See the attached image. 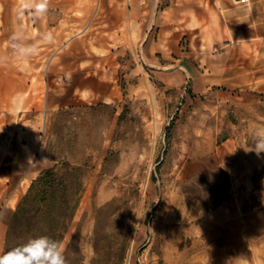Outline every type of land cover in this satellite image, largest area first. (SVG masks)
Returning a JSON list of instances; mask_svg holds the SVG:
<instances>
[{
    "label": "rangeland",
    "instance_id": "374dc122",
    "mask_svg": "<svg viewBox=\"0 0 264 264\" xmlns=\"http://www.w3.org/2000/svg\"><path fill=\"white\" fill-rule=\"evenodd\" d=\"M17 2L0 40V255L55 163L45 149L69 140L64 162L86 168L69 264H264V152L246 151L264 135V0H138L131 19L129 0H86L78 34Z\"/></svg>",
    "mask_w": 264,
    "mask_h": 264
},
{
    "label": "trees",
    "instance_id": "16d2710c",
    "mask_svg": "<svg viewBox=\"0 0 264 264\" xmlns=\"http://www.w3.org/2000/svg\"><path fill=\"white\" fill-rule=\"evenodd\" d=\"M70 110L73 107L58 111L56 116L61 121H66ZM69 142L68 140L57 147L49 146L45 149V154L55 163L39 172L11 212L1 255L39 236H48L61 243L68 233L86 176L84 164L64 162L75 158L73 145ZM72 243L74 238L64 251L66 257ZM72 253L73 260L79 262V247L74 248Z\"/></svg>",
    "mask_w": 264,
    "mask_h": 264
},
{
    "label": "crops",
    "instance_id": "0c3cea01",
    "mask_svg": "<svg viewBox=\"0 0 264 264\" xmlns=\"http://www.w3.org/2000/svg\"><path fill=\"white\" fill-rule=\"evenodd\" d=\"M113 4L114 10L118 11V3H123V0H114ZM46 2V6L49 8L46 10L52 17L46 18V27L48 28H58L59 23H63L61 30L64 32H70L73 30L75 33L85 32L86 27L84 26L85 14H86V0H42ZM138 0H129L126 4L125 14L128 19H131L135 13V6ZM112 4V3H111ZM0 6L3 7V14L1 15V25H0V40L11 39L15 37L16 27V14L14 12L15 7L18 6L17 0H0ZM121 10L123 6H121ZM140 7V5H137ZM144 9V5L141 6ZM54 18V19H50ZM73 22V24H71ZM81 26V28H80ZM44 29V27H42ZM64 36V34H63ZM9 53L8 50L0 49V55Z\"/></svg>",
    "mask_w": 264,
    "mask_h": 264
},
{
    "label": "clouds",
    "instance_id": "9594fccd",
    "mask_svg": "<svg viewBox=\"0 0 264 264\" xmlns=\"http://www.w3.org/2000/svg\"><path fill=\"white\" fill-rule=\"evenodd\" d=\"M37 15L43 13L46 2L36 6ZM246 151L257 155L264 152V135L254 138V144ZM0 264H69L61 243L48 236L29 239L26 243L0 255Z\"/></svg>",
    "mask_w": 264,
    "mask_h": 264
},
{
    "label": "built area",
    "instance_id": "2783aa9c",
    "mask_svg": "<svg viewBox=\"0 0 264 264\" xmlns=\"http://www.w3.org/2000/svg\"><path fill=\"white\" fill-rule=\"evenodd\" d=\"M246 0H241V2H245Z\"/></svg>",
    "mask_w": 264,
    "mask_h": 264
}]
</instances>
